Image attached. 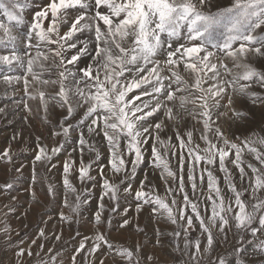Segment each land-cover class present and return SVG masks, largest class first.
Segmentation results:
<instances>
[{
  "label": "snow or ice",
  "instance_id": "snow-or-ice-1",
  "mask_svg": "<svg viewBox=\"0 0 264 264\" xmlns=\"http://www.w3.org/2000/svg\"><path fill=\"white\" fill-rule=\"evenodd\" d=\"M29 8L33 11L26 19ZM259 61H264V0H231L226 7L214 0H44L38 7L31 0H0V83L22 86L19 99L16 91L7 90L4 98L29 115V101L38 100L46 123L50 104L62 110L51 133L62 139L52 146L42 137L35 139L32 185L35 164L56 168L53 159L66 151L75 134V146L62 162V206L68 211L58 213L60 221L76 222L82 206L91 202V189L78 190L72 183L75 170L81 184L99 185L93 213L97 225L111 224L103 216L106 201L114 202L115 213L120 197L131 195L137 213L147 205L152 215L177 226L170 235L176 250L183 242L185 264H203L215 251L214 232L227 239V230L235 228L238 242L208 264H248L247 235L264 237V136L237 143L219 123L229 111L230 120L247 119L248 113L232 107L233 94L264 108V66L257 67ZM8 110V103L0 104V117ZM188 118L200 128L182 131L180 122ZM23 119L27 122L28 116ZM19 136L13 133L11 140ZM96 138L107 146L103 155ZM169 154L178 156L177 171ZM246 154L252 162L245 160ZM146 157L161 169L163 194L147 174L137 180ZM0 160L13 161L11 145L0 150ZM213 167L223 173L226 191ZM12 188V183L4 185L5 190ZM28 191L36 196L34 187ZM46 193L56 199L58 189L49 183ZM129 224L124 219L119 227ZM197 227L204 237L203 251L201 239L191 236ZM157 232L160 244L165 234ZM39 235L44 236L43 229ZM104 247L120 258L119 264H141L139 245L118 247L100 231L79 242L71 264L85 252L91 257L88 264H104L96 259ZM256 248L264 253V238L256 240ZM25 255L32 256V250L19 247L16 264H24ZM58 256L49 249V259L38 264H57ZM144 256L148 264H161Z\"/></svg>",
  "mask_w": 264,
  "mask_h": 264
},
{
  "label": "rangeland",
  "instance_id": "rangeland-1",
  "mask_svg": "<svg viewBox=\"0 0 264 264\" xmlns=\"http://www.w3.org/2000/svg\"><path fill=\"white\" fill-rule=\"evenodd\" d=\"M44 0H31V3L38 7ZM231 0H214V3L220 7H226ZM215 10V9H213ZM33 11L32 8L26 9L25 17L30 18L29 14ZM229 68H233L231 60H225ZM257 67L264 66V61H259ZM233 71L237 69L233 68ZM17 74H20L19 72ZM45 78H48L47 76ZM225 79H231L230 76H224ZM10 94L12 91L17 92V99L22 95V86L17 85L15 89L8 88L3 83H0V104L8 103L9 110L6 117H0V150L11 145L13 161L9 163L7 160H0V264H16L15 251L19 247L31 249L32 256L25 255L24 264H38L40 259H49V249L54 253L58 252L57 264H71V256L74 249L79 242L85 237H92L95 232H105L110 242L116 244L118 247H134L139 245L141 248V264H148L144 254L158 258L161 264H185L187 256L182 250H176L173 246V241L170 233L176 229V225H172L161 216H154L151 213V207L145 205L143 209L137 213L136 201L131 195L120 197V207L115 212H111L114 202H107L105 204L104 217L111 219V224L101 223L97 225L93 219V213L98 207V196L100 194L99 185L93 187L92 181H86L81 184L77 179V173L73 170L70 179L78 190L85 187L91 189V202L82 206L80 215L76 218V222L69 225L62 223L59 219L58 213L68 209L63 208L62 199L64 189L62 187V162L67 158L68 152L75 146V134L70 138L66 144V151L62 152L59 157L53 159L52 163L57 165L56 168L49 170L46 165L40 163L35 164L36 183L32 185L33 175V152L32 148L36 137H42L44 143L52 146L59 142V137H53L51 133L55 130V126L59 118H61L62 110L55 106L54 103L49 105L48 119L50 122L46 123L43 119V113L40 110V103L38 100L29 101L32 108V113L29 115L22 109H17L10 101L4 98V93ZM255 90L260 91L258 87ZM51 91V89H49ZM233 105L239 111L248 113L246 120H230L228 117L232 115L229 111L228 116L221 117L219 123L225 135L234 142L239 143L240 140L251 136H264V108L260 105H252L246 96H239L233 94ZM226 102V101H225ZM224 103V102H222ZM221 111H227L222 108ZM28 116L27 122L23 119ZM181 130L187 128L199 129L200 125L190 118L181 120ZM19 133L20 136L16 141L11 140L13 133ZM171 135V132L169 133ZM196 133L194 132V138ZM239 138V139H237ZM97 139V146L101 150L102 155L107 151V146L103 141ZM175 143V141H173ZM203 146V145H202ZM76 154L73 153V156ZM87 159V155L85 157ZM245 160L252 162L251 157L245 155ZM169 162L173 171H177L178 156H171L169 154ZM107 163V161H104ZM229 168L232 165L228 164ZM21 168V171H17ZM187 169L188 164L185 163V183L187 184ZM214 174L221 178V188L226 191V186L223 182V173L218 170V167H213ZM235 172V170L233 169ZM161 169L153 168L150 158L146 157V161L140 166L137 173V180L143 179L147 174L152 185L163 194L165 188V181L160 175ZM92 175L96 181L100 180L96 172ZM108 175H111L109 172ZM12 183L13 188L9 190L4 189V185ZM51 183L58 189L56 199H52L46 193L47 185ZM174 187L175 184L169 181ZM34 187L36 196L33 197L28 189ZM136 187V184H133ZM191 195V194H190ZM15 197V199H13ZM73 199L72 194H69V200ZM179 199V196L177 197ZM247 200V195L245 196ZM128 212L125 215L124 209ZM124 219H128L130 224L127 227L121 228L119 225ZM144 229L143 232L138 230V227ZM7 227L8 231L3 229ZM44 230V236L39 235L40 230ZM162 232L165 236L161 239V243L157 244L158 232ZM59 235L60 239H55ZM192 237H199L202 241V251L204 247V237L201 236L200 230L197 227L191 232ZM10 237V239H9ZM214 238L217 242L214 245L215 251L204 258L203 264H208V260L214 258L217 253L231 252L232 246L238 241L236 239V230L232 228L227 230V239L218 233L214 232ZM264 238H253L247 235V240L244 246L247 249L245 259L248 264H264V253H261L256 248V240ZM35 240V244L32 241ZM23 243H20V242ZM43 245V248H41ZM38 254V255H37ZM158 256V257H157ZM91 257L87 253H82L76 257V264H88ZM97 261L104 260V264H119V257L114 256L107 247L102 248L96 255ZM163 260V261H162ZM155 264V261L153 262Z\"/></svg>",
  "mask_w": 264,
  "mask_h": 264
},
{
  "label": "bare ground",
  "instance_id": "bare-ground-1",
  "mask_svg": "<svg viewBox=\"0 0 264 264\" xmlns=\"http://www.w3.org/2000/svg\"><path fill=\"white\" fill-rule=\"evenodd\" d=\"M158 257V256H157ZM163 261V260H162ZM162 263V262H161ZM65 264V263H64Z\"/></svg>",
  "mask_w": 264,
  "mask_h": 264
}]
</instances>
